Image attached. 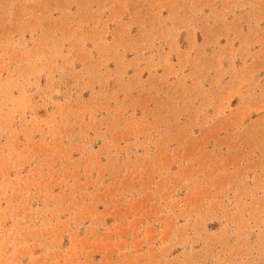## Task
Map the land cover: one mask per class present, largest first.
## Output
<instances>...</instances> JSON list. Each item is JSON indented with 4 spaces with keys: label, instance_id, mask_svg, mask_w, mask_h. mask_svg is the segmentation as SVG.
Listing matches in <instances>:
<instances>
[{
    "label": "rangeland",
    "instance_id": "1",
    "mask_svg": "<svg viewBox=\"0 0 264 264\" xmlns=\"http://www.w3.org/2000/svg\"><path fill=\"white\" fill-rule=\"evenodd\" d=\"M0 264H264V0H0Z\"/></svg>",
    "mask_w": 264,
    "mask_h": 264
}]
</instances>
